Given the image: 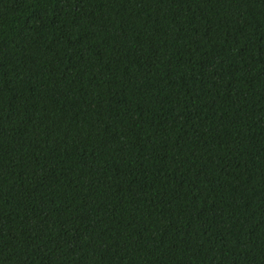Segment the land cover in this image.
Instances as JSON below:
<instances>
[{"label": "trees", "instance_id": "16d2710c", "mask_svg": "<svg viewBox=\"0 0 264 264\" xmlns=\"http://www.w3.org/2000/svg\"><path fill=\"white\" fill-rule=\"evenodd\" d=\"M0 264H264V0H0Z\"/></svg>", "mask_w": 264, "mask_h": 264}]
</instances>
